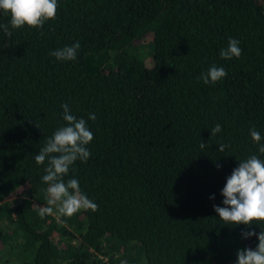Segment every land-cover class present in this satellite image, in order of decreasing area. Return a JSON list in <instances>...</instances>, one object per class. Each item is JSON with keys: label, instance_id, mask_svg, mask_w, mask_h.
Returning a JSON list of instances; mask_svg holds the SVG:
<instances>
[{"label": "trees", "instance_id": "obj_1", "mask_svg": "<svg viewBox=\"0 0 264 264\" xmlns=\"http://www.w3.org/2000/svg\"><path fill=\"white\" fill-rule=\"evenodd\" d=\"M10 21L0 9V264H235L255 249L241 233L264 221L225 224L213 205L239 161H264L250 135L264 144V0H57L40 28ZM229 38L239 58L220 56ZM77 41L75 60L51 55ZM212 66L227 75L205 84ZM62 104L93 133L63 179L98 210L58 222L53 205L39 215L48 162L34 157Z\"/></svg>", "mask_w": 264, "mask_h": 264}, {"label": "clouds", "instance_id": "obj_2", "mask_svg": "<svg viewBox=\"0 0 264 264\" xmlns=\"http://www.w3.org/2000/svg\"><path fill=\"white\" fill-rule=\"evenodd\" d=\"M0 9L10 13L11 29H18L24 25L40 28L46 20L55 18L57 0H0ZM0 29L5 35H12L8 25H0ZM239 44L238 40L229 38L228 47L220 51V56L224 59L239 58L242 51ZM79 48L80 42L77 41L71 46L53 51L51 55L61 61H71L77 58ZM226 75L223 67L212 66L207 74H201V78L205 84L209 82L215 84ZM61 107L66 125L57 129L34 157L37 164H44L46 160L48 162L42 181L49 184L46 190L49 206L41 207L39 215L42 218L45 215H53L52 205H57L58 222H63L60 220L61 216L71 217L81 209L98 210V205L81 191L77 179H69L66 182L63 179L77 160L84 162L90 157L91 153L86 145L93 140V133L83 118L77 119L70 113L68 104H62ZM89 119L94 121L95 114L90 113ZM221 130V126L216 124L211 129V134L215 135ZM250 135L253 142L260 145L259 153L264 154L261 134L251 129ZM204 147L205 144L202 142L200 148ZM226 147L225 144H219L217 150L224 152ZM221 194L224 197L222 203L225 206L214 204L213 208L225 224L248 226L253 221H264V161L257 155L239 161L238 167L234 168L231 175L227 177ZM213 198L214 196H210V199ZM241 235L242 238L257 236L258 244L255 249H237L235 264H264V231L258 234L253 230L242 231ZM121 264H127V262L121 261Z\"/></svg>", "mask_w": 264, "mask_h": 264}, {"label": "rangeland", "instance_id": "obj_3", "mask_svg": "<svg viewBox=\"0 0 264 264\" xmlns=\"http://www.w3.org/2000/svg\"><path fill=\"white\" fill-rule=\"evenodd\" d=\"M20 200V198L18 196H14L12 198L9 199V202L12 204V205H15L18 201ZM55 207V209H57V205H53Z\"/></svg>", "mask_w": 264, "mask_h": 264}]
</instances>
